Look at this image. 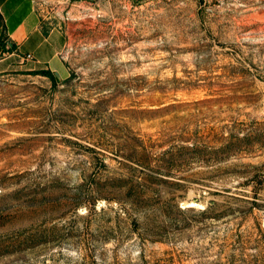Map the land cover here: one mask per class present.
I'll use <instances>...</instances> for the list:
<instances>
[{
	"label": "rangeland",
	"instance_id": "obj_1",
	"mask_svg": "<svg viewBox=\"0 0 264 264\" xmlns=\"http://www.w3.org/2000/svg\"><path fill=\"white\" fill-rule=\"evenodd\" d=\"M37 3L70 77L0 74V264H264V0Z\"/></svg>",
	"mask_w": 264,
	"mask_h": 264
},
{
	"label": "crops",
	"instance_id": "obj_2",
	"mask_svg": "<svg viewBox=\"0 0 264 264\" xmlns=\"http://www.w3.org/2000/svg\"><path fill=\"white\" fill-rule=\"evenodd\" d=\"M54 1V0H43ZM38 6L37 0H0V74L13 71H51L59 80L70 77L62 57L66 36L64 16ZM63 6L59 7V10ZM32 55L34 61L25 60Z\"/></svg>",
	"mask_w": 264,
	"mask_h": 264
},
{
	"label": "trees",
	"instance_id": "obj_3",
	"mask_svg": "<svg viewBox=\"0 0 264 264\" xmlns=\"http://www.w3.org/2000/svg\"><path fill=\"white\" fill-rule=\"evenodd\" d=\"M32 73L47 77L51 80L52 83L57 84L59 82V78L56 74L52 73L51 71H33Z\"/></svg>",
	"mask_w": 264,
	"mask_h": 264
},
{
	"label": "built area",
	"instance_id": "obj_4",
	"mask_svg": "<svg viewBox=\"0 0 264 264\" xmlns=\"http://www.w3.org/2000/svg\"><path fill=\"white\" fill-rule=\"evenodd\" d=\"M25 60L34 61V57L32 55H27L25 56Z\"/></svg>",
	"mask_w": 264,
	"mask_h": 264
}]
</instances>
